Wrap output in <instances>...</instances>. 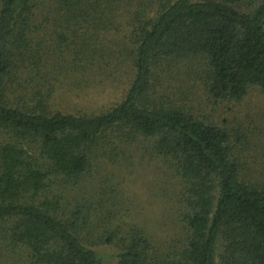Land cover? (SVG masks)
Listing matches in <instances>:
<instances>
[{"label": "trees", "instance_id": "1", "mask_svg": "<svg viewBox=\"0 0 264 264\" xmlns=\"http://www.w3.org/2000/svg\"><path fill=\"white\" fill-rule=\"evenodd\" d=\"M147 1L113 52L133 61L125 98L99 113H72L50 107L54 65L31 44L38 21L61 30L83 23L90 33L72 35L99 51L88 44L103 35L94 20L105 25L107 13L122 3L129 11L132 0H0V264H264V162L236 150L231 129L168 81L184 72L181 82L206 85L220 101L264 91V0ZM71 54L79 68L85 52ZM25 77L31 92L21 89ZM140 140L179 182L185 233L165 248L135 224L103 225L94 204L112 210L121 202L116 189L86 204L74 194L98 154L118 156ZM99 244L116 248L113 262Z\"/></svg>", "mask_w": 264, "mask_h": 264}, {"label": "rangeland", "instance_id": "2", "mask_svg": "<svg viewBox=\"0 0 264 264\" xmlns=\"http://www.w3.org/2000/svg\"><path fill=\"white\" fill-rule=\"evenodd\" d=\"M139 1L148 2L132 0L129 11L122 3V9L107 13L108 21H105V25L100 20H94V23L99 24L103 35L88 44L93 49L99 48V51H87L86 43L76 41L72 35L73 31L90 33L91 30L83 23L80 27L74 24L61 30L50 21H38L41 23L40 29L32 38L33 43L30 42L35 50L48 59L49 64L54 65L51 68L54 76V91L50 99L52 110L99 113L125 98L135 75L133 61L126 51L118 56L113 52L123 48V38H127V33L132 29L131 16H135ZM90 37L91 35L88 39ZM76 47L86 54L84 58L77 60L79 68L71 65L74 54L70 55V52ZM108 47L117 48L110 52L111 56L106 54ZM179 76L177 80L168 78L169 83L179 86L176 93L185 91L198 113L209 121L229 127L236 150L249 158L264 162V91L254 87L242 101H220L211 97L206 85V89L203 84L195 87L192 80L181 82L186 76L184 72ZM27 81V77L23 78L21 89L28 87L27 92H31L32 83L28 86ZM22 94L26 95L23 91ZM7 96L12 98L16 95L7 90ZM27 98L25 103L33 101L31 95ZM139 145L142 148L149 146L148 152L144 154L142 148H137ZM148 146L140 140L124 147L118 156L98 154L102 161L99 159L96 170L82 179L73 193L78 195L81 204H86L83 202H88L95 193L116 189L121 202L112 210L108 206L104 209L102 201L94 204L97 207L96 213L105 214L103 225L110 224L116 229L118 226L129 227L135 224L161 248H165L172 238H182L185 233L184 224L178 220L177 215L179 182L173 177L172 171H168L161 156L153 154L149 143ZM254 165L258 166L259 163L254 162ZM65 192L68 197L72 194L70 190ZM93 247L102 253L107 263L113 262L116 252L114 246L99 244Z\"/></svg>", "mask_w": 264, "mask_h": 264}]
</instances>
